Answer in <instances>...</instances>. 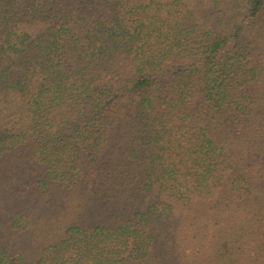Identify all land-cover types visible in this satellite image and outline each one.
Wrapping results in <instances>:
<instances>
[{
  "label": "trees",
  "instance_id": "trees-1",
  "mask_svg": "<svg viewBox=\"0 0 264 264\" xmlns=\"http://www.w3.org/2000/svg\"><path fill=\"white\" fill-rule=\"evenodd\" d=\"M0 264H264V0H0Z\"/></svg>",
  "mask_w": 264,
  "mask_h": 264
}]
</instances>
